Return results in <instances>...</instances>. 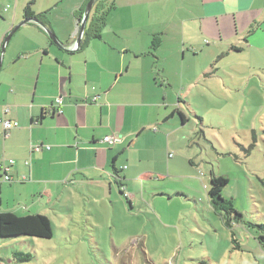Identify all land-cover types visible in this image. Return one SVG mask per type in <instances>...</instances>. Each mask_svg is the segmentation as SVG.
<instances>
[{
  "label": "crops",
  "instance_id": "crops-1",
  "mask_svg": "<svg viewBox=\"0 0 264 264\" xmlns=\"http://www.w3.org/2000/svg\"><path fill=\"white\" fill-rule=\"evenodd\" d=\"M87 3L70 5H77L76 29L56 34L63 46L75 47ZM93 11L105 12V25L95 37L84 34L77 50L54 43L34 21L6 47L0 69V213L59 216L84 197L108 207L124 196L130 206L143 200L151 207L142 179L160 173L154 164H166L171 136L177 135L168 91L175 83L163 65L168 28L181 23L168 44L174 61L181 49L183 59L204 54L213 60L222 50L252 51L258 38L264 45V0H100L90 17ZM46 17L43 22L56 30ZM156 35L162 43L152 52ZM213 68L181 76V82L190 87L204 75L214 77ZM5 120L19 126L8 132ZM167 131L175 132L167 138ZM107 136L119 140L105 141ZM174 160L165 168L177 166ZM7 173L11 181L4 180Z\"/></svg>",
  "mask_w": 264,
  "mask_h": 264
},
{
  "label": "rangeland",
  "instance_id": "rangeland-1",
  "mask_svg": "<svg viewBox=\"0 0 264 264\" xmlns=\"http://www.w3.org/2000/svg\"><path fill=\"white\" fill-rule=\"evenodd\" d=\"M30 1L0 0V40L23 21ZM75 1L35 0L32 7L49 15L60 37L76 29ZM175 25L164 38L163 65L175 83L168 91L177 135L165 133L173 134L171 154L166 164H154L160 171L154 180L142 179L152 206L143 200L130 206L120 192L125 201L108 207L84 197L59 216L51 211V238L0 237V264H264V45L258 38L252 51L222 50L213 60L204 54L183 59L181 49L174 61L168 44L181 32V23ZM212 65L214 77L204 75L190 87L181 82ZM169 160L178 165L165 168ZM212 175L229 178L222 195L241 214L233 213L230 225L211 204ZM14 251L33 258L14 259Z\"/></svg>",
  "mask_w": 264,
  "mask_h": 264
},
{
  "label": "trees",
  "instance_id": "trees-1",
  "mask_svg": "<svg viewBox=\"0 0 264 264\" xmlns=\"http://www.w3.org/2000/svg\"><path fill=\"white\" fill-rule=\"evenodd\" d=\"M35 0H32L28 3L25 8V18L38 17L42 21L46 20V13L37 14L32 5ZM99 1L95 6H99ZM83 9L79 14V19L81 20L84 14ZM94 12V11H93ZM101 13V14H100ZM94 12L90 17L91 24L90 28L86 29L85 36L95 37L100 32L103 26L105 25V12ZM162 43L160 35H156L152 39V52L156 51ZM210 72L209 74H211ZM183 122L186 121V118L181 114ZM117 171V170H116ZM211 186L209 189V196L211 204L214 209L222 213L223 218L226 223L230 225L231 215L235 213L237 216L241 217V214L235 209L234 203L231 199L224 198L222 195L223 188L229 183V178L224 175H212L210 178ZM131 204V201H129ZM264 226V225H260ZM31 236V237H40V238H51L53 236V222L47 215L40 213H32L26 215H18L11 211H6L0 213V237L2 238H13L17 236ZM260 241L264 246V236L260 237ZM20 259L24 261H29L33 258L31 253H24L20 251H14V259Z\"/></svg>",
  "mask_w": 264,
  "mask_h": 264
},
{
  "label": "water",
  "instance_id": "water-1",
  "mask_svg": "<svg viewBox=\"0 0 264 264\" xmlns=\"http://www.w3.org/2000/svg\"><path fill=\"white\" fill-rule=\"evenodd\" d=\"M96 1L97 0H89L87 5H86V8H85V11L83 14V18L81 19L80 26L78 28L79 33H78L77 41L75 43V47L63 46L62 41L56 35V33L51 28H49L48 25L45 22H43L40 18H38L36 16L33 18H25L22 22L17 24L12 30L9 31L8 35L4 39V42H3L2 48H1V55H0V69H1L2 64H3L4 53H5V50H6L8 43L12 39L13 35L18 31V29H20L23 25H25L26 23H28L30 21H34V22L40 24L45 29L46 33L49 35V37L52 39V41L54 43H56L57 45H59L60 47H63L67 50H77L81 45L82 39H83L84 34L86 32V28L88 26L90 14L93 10V7H94V4Z\"/></svg>",
  "mask_w": 264,
  "mask_h": 264
},
{
  "label": "built area",
  "instance_id": "built-area-1",
  "mask_svg": "<svg viewBox=\"0 0 264 264\" xmlns=\"http://www.w3.org/2000/svg\"><path fill=\"white\" fill-rule=\"evenodd\" d=\"M0 121H3L1 118H0ZM5 124V127H6V130L9 132L11 129L15 128V127H18L19 126V121L17 120H5L3 122ZM105 141H109L111 143H114L116 141L119 140V138L115 137L113 138L112 136H107L104 138ZM36 150H41L43 148L42 145H37L34 147ZM11 162H13V160H11ZM0 167L1 168H4V164L1 163L0 164ZM4 180L6 181H11L12 180V176L10 174H6V176L4 177Z\"/></svg>",
  "mask_w": 264,
  "mask_h": 264
}]
</instances>
